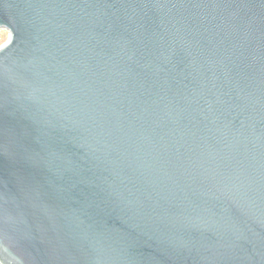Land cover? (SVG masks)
I'll list each match as a JSON object with an SVG mask.
<instances>
[{"label":"water","instance_id":"obj_1","mask_svg":"<svg viewBox=\"0 0 264 264\" xmlns=\"http://www.w3.org/2000/svg\"><path fill=\"white\" fill-rule=\"evenodd\" d=\"M0 264H264V0H0Z\"/></svg>","mask_w":264,"mask_h":264},{"label":"built area","instance_id":"obj_2","mask_svg":"<svg viewBox=\"0 0 264 264\" xmlns=\"http://www.w3.org/2000/svg\"><path fill=\"white\" fill-rule=\"evenodd\" d=\"M2 39H3V40L5 39V40H7V41H8V39H9V32H8L6 29H0V41H1ZM7 41H6V42H7ZM6 42H5V43H6ZM5 43H4V44H5ZM4 44H3V45H4Z\"/></svg>","mask_w":264,"mask_h":264},{"label":"rangeland","instance_id":"obj_3","mask_svg":"<svg viewBox=\"0 0 264 264\" xmlns=\"http://www.w3.org/2000/svg\"><path fill=\"white\" fill-rule=\"evenodd\" d=\"M6 41H7V40H5V39L3 40V39H2V40L0 41V47H1Z\"/></svg>","mask_w":264,"mask_h":264},{"label":"bare ground","instance_id":"obj_4","mask_svg":"<svg viewBox=\"0 0 264 264\" xmlns=\"http://www.w3.org/2000/svg\"><path fill=\"white\" fill-rule=\"evenodd\" d=\"M3 46V45H2Z\"/></svg>","mask_w":264,"mask_h":264}]
</instances>
